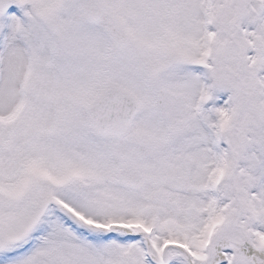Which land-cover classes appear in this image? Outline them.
Instances as JSON below:
<instances>
[{"label":"snow or ice","instance_id":"1","mask_svg":"<svg viewBox=\"0 0 264 264\" xmlns=\"http://www.w3.org/2000/svg\"><path fill=\"white\" fill-rule=\"evenodd\" d=\"M0 264H264V0H0Z\"/></svg>","mask_w":264,"mask_h":264}]
</instances>
